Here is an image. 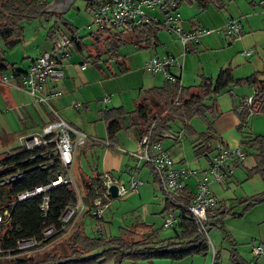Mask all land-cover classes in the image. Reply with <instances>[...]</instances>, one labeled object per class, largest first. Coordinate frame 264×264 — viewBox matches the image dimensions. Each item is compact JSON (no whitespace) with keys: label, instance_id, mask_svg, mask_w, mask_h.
Instances as JSON below:
<instances>
[{"label":"crops","instance_id":"obj_1","mask_svg":"<svg viewBox=\"0 0 264 264\" xmlns=\"http://www.w3.org/2000/svg\"><path fill=\"white\" fill-rule=\"evenodd\" d=\"M180 4L182 3L177 4L174 11L168 12L159 8L144 7L143 9L149 17L158 20L162 25L175 24L183 32H198V41L189 42L186 51H183L177 36L164 26L156 29L155 39L153 38L155 43L152 45V49L148 47L147 50H140L134 46L136 50L131 48L125 53H121V50L118 49L116 57H109L104 52V40L107 35L96 38L98 29L92 24V21L84 27V30H91L88 37L91 42L81 37L80 31H75L73 34L64 33L69 37H74V40L66 47L67 56L61 61L62 76L54 82H45L41 87L40 94L48 96L45 103L36 102L27 91L21 89L19 77L28 70L39 53L51 50L50 39L47 38L50 44L48 50L46 46H43L37 48L36 51H28L20 47L23 46L20 45L22 39L11 47L2 45L0 47V66H3L0 67V156L15 149L18 146L20 136L38 132L46 124L59 118L91 137V140L86 143L87 145H82L76 149L72 164L76 161L78 152L79 157L81 154L85 155L89 152L93 160L92 165L89 166L95 172L92 176L106 174L110 179L117 181L119 180L117 173L123 168L127 155L126 157L134 162V166L129 170L128 180L126 182L119 181L127 186L130 178L135 177L141 186L142 181L137 178V173L142 164L131 155L136 150V142L141 135L139 133L140 126L131 127V124L136 123L135 117L132 119L125 117L121 125L123 130L129 132L132 130L131 135L135 140V150L125 151L123 149L122 145L124 144L120 141L119 132L115 134L113 142L106 140L104 114L106 110L111 108L122 107L115 96H113L112 101L111 84L117 78H128L136 88V96L132 101L134 109L135 104L142 100L147 89L159 87L158 83H161V79L166 80L162 73L151 72L146 69L145 63L152 58L169 57L172 61H176L179 66L171 65L167 67V70L174 77V82L182 87H195L200 83L201 77L215 80L218 73L225 67L231 68L233 77H240V75H234L239 67L245 68V74L249 73L247 76L252 73H264V0H219L214 4H205L201 8L194 2L188 3L190 5L185 8ZM192 9L202 10L205 17H201V14L196 15ZM176 14L179 16L175 21H168L169 16L174 17ZM161 17L164 18L163 21H160ZM231 18L236 19L240 24L241 32L237 37L227 36L222 31L224 25ZM162 28L166 32H163ZM247 49H251L252 53L249 56H243L242 52ZM83 63H87L84 68L81 67ZM102 66L108 67V71L106 72ZM114 68L120 74L113 72ZM241 78L243 77L241 76ZM230 87L232 85L228 89ZM245 88L247 93L244 92L242 95L238 94L240 88L231 89L213 93L206 101V103H213L218 112L214 124L209 126L211 133L214 137L223 140L224 132H229L225 136V140L228 142L235 141L236 144L234 143L233 146L240 144L241 139L240 136L239 140H236L231 134L233 128H236L238 124L237 115L233 110L234 104L240 102V98L244 99L253 91L251 85H246ZM52 91L58 95L49 96ZM223 96H226L228 101H223ZM123 103L125 106L128 105L124 101ZM223 106L228 108H222ZM123 107L122 109L127 112L133 110L128 111L127 108ZM261 118L262 115L259 117L253 115L252 117L254 123L257 121L260 126L262 124ZM219 121L220 124H218ZM102 130H104V135L100 134ZM182 132L172 135L166 130L162 137L167 138L164 137L166 133L171 136L170 138L175 143H182L184 138H188L183 130ZM248 132L261 135L259 130L254 131L251 128ZM101 135L103 136L101 137ZM193 139H196V136H192L190 141ZM103 141L110 142L113 146L107 147ZM169 156L174 161L170 152ZM248 160H250L249 163ZM254 160L253 157L247 156L241 165L235 166L233 174L229 178L210 185L211 192L215 197L214 188H224L226 191H221V194L218 195L219 198L216 197L217 205L214 208H217L216 211H220V213L215 214V219H219V222L209 227L214 235L213 239L209 240L208 238L207 240L209 248L205 254L184 256L178 259L163 257L143 259L134 264H264V252L260 256H254L252 253V246L254 245H259L264 249V176L258 172L259 169L264 170V158L260 164ZM58 163L60 174L72 176L71 169L70 172H67L64 165L60 161ZM255 167L257 169L252 170ZM148 168L151 171V168ZM151 173L154 183V173L153 171ZM92 176L81 174V183L85 179L92 178ZM99 183L101 184L99 193H102V199L108 205L101 218L94 221H97L96 226L100 227L99 230L107 235L100 222L104 218L105 211L110 207V202L114 199L106 186L107 183L112 182L100 180ZM154 184L158 189V183ZM186 184L184 193L187 195L189 190L192 192L194 189V180L189 179ZM139 186L136 192H130L122 199L135 193L139 194ZM79 190L82 192L80 188ZM252 196H262L263 200L246 207L243 200ZM115 198L120 199L117 195ZM9 205L12 206L5 204L0 209L9 208ZM163 210L164 207L162 212ZM168 213L170 211L161 213L162 219ZM87 218L91 219L89 216ZM95 227L93 228L94 231ZM121 233H123L122 228Z\"/></svg>","mask_w":264,"mask_h":264},{"label":"trees","instance_id":"obj_2","mask_svg":"<svg viewBox=\"0 0 264 264\" xmlns=\"http://www.w3.org/2000/svg\"><path fill=\"white\" fill-rule=\"evenodd\" d=\"M49 1L0 0V40L3 41L6 47H11L21 41L23 37V21L37 18L50 20L61 16L44 12V8ZM165 1H175L179 4L182 0ZM185 1H187L186 3L194 2L201 8L205 4H214V2L216 3L219 0ZM100 3L101 0L86 1L87 11L94 9ZM64 25L68 32L72 34L75 32V28L71 27L68 22H64ZM161 26L154 24L133 26L129 22L122 25L108 24L96 31V38H102V36L107 35L104 40V52L109 57H116L119 46L129 43V40L134 42L138 46L137 48L152 47L155 43V31ZM54 34L65 35L57 30L56 24L50 26L47 30V35L51 42ZM243 83L251 85L253 91L246 98L244 97L242 101L235 103L233 108L238 118L236 129L241 134L240 144L236 146L226 144V146L240 147L245 153V159L247 156L253 157L254 161L260 164L264 158V138L258 135L253 136L244 129L247 127L248 118L264 112L263 72L252 73L234 82L231 68L225 67L218 73L215 80L201 77L200 83L193 88L182 87L177 82L166 78L161 86L147 89L142 100L135 104V108L131 112L123 110L122 107L106 110L104 114L106 140L112 141L114 139L115 134L121 130L125 117L131 119L135 117L136 123L131 124V127H141L139 138L149 133L152 143L161 142L163 132L168 129V121L174 117H179L183 120L184 118L195 116L194 114H204L205 109L216 118L218 113L216 106L213 103H206L207 98L213 93L225 91L231 84ZM248 97L252 98L250 104L246 105L245 100ZM184 130L187 133L192 131L187 124L184 125ZM212 138L218 139L213 136L211 128L208 127L206 132L196 133V141L192 145L196 156L202 155L205 157L206 165L207 161L216 152V144L221 142L222 145H225L221 140H216L211 145ZM103 144L107 147L113 146V144L106 141H103ZM161 148L167 150L162 146ZM249 148L254 150L253 154L247 151ZM44 150L43 148L25 150L17 146L10 152L0 156V208L4 207L5 204L12 205L9 209L8 218L0 222V259L5 261V264H134L136 261L143 259L162 257L178 259L207 252L209 248L208 237L201 232L199 224L185 208V205L191 199L188 195H192L195 191L197 176H191L185 180L183 190H186L187 180H194L192 192L189 190L187 195L181 192L180 196H175V198L171 199L164 195L154 174V183H158V189L164 202L163 212L170 211V213L174 212L176 215V223L172 227H168L173 231L171 237L159 239L156 230L148 228L143 231L141 238L131 240L128 235H133L134 232L129 229L122 228L123 233L120 232L119 236H107L99 230V226L95 227L92 236H88L84 232L82 218L89 216L95 220L90 216L89 210L95 196L99 194L101 187L99 183L100 176L85 179L82 183L81 192L70 174L69 176L60 174L58 163L60 160L52 152L43 154ZM169 158L173 163L183 164L180 161H173L170 156ZM139 162L145 165L144 161ZM241 164L242 162L235 166ZM64 167L67 172H70L71 165ZM204 168L194 170L200 172ZM256 169V167L252 168L254 171ZM252 170L250 171L252 172ZM151 171L153 170L151 169ZM258 172L264 176V170L259 169ZM56 175L71 179V182L57 185L47 191V209L43 210L40 207L43 194H36L17 200L16 196L18 194L48 184L56 178ZM11 176H14V179L6 181ZM77 194L79 195L77 196ZM78 197L82 201L83 210L71 227L69 225L65 226L61 221V217L66 209L72 208L76 204ZM261 200H263L262 196H252L245 198L243 202L246 207H249ZM216 210L217 208H214L207 212V219L204 222L206 234L207 225L211 227L216 222H219V219H215V214L220 213V211ZM47 228H52L55 233L45 238L43 232ZM60 238H63L62 242L66 250L63 254L45 253L37 256V254L33 253L39 247H44ZM23 240H31L35 243L34 247L26 253L19 252L16 249L17 242Z\"/></svg>","mask_w":264,"mask_h":264},{"label":"built area","instance_id":"obj_3","mask_svg":"<svg viewBox=\"0 0 264 264\" xmlns=\"http://www.w3.org/2000/svg\"><path fill=\"white\" fill-rule=\"evenodd\" d=\"M177 3L175 1L165 0H101V3L94 9L88 11L92 24L101 29L102 26L108 24L122 25L126 22L131 23L133 26L154 24L160 26L156 19L149 17L144 12L146 8H159L164 12L174 11ZM179 15L168 17V21H175ZM172 31L178 38L183 51L188 49L189 42L198 41V32H183L175 24L170 26L162 25ZM222 31L227 36L237 37L240 35V24L236 19H229L224 25ZM209 32V31H207ZM74 37L67 35L54 34L52 38V47L49 51H43L37 55L35 60L27 71L20 75V87L27 91L36 102L45 103L48 96L40 94L42 85L47 82H54L62 76L61 61L67 56L66 47L71 44ZM252 53L251 49L242 52L243 56H249ZM87 63L82 64L84 68ZM178 63L172 61L169 57L152 58L145 63L147 70L151 72H159L165 78L174 81V77L168 72L167 67ZM58 93L52 91L49 96H57ZM252 97L245 100V104L249 105ZM149 133L143 135L136 142V150L131 153L138 162L144 161L145 165L149 166L159 184L164 195L171 199L175 196H180V193L185 190V180L191 176L195 177L196 185L195 191L190 201L185 205L188 213L199 224L201 232L206 236L204 222L207 219L208 210L216 207L217 198L212 194L210 185L219 183L225 180L233 173L236 164L243 163L245 160V153L239 147H227L222 145L221 142L216 144V152L207 161V165L200 172L184 166L181 163H173L169 158L167 150L161 148V142L152 143L150 141ZM164 137H171L169 134H164ZM87 136L82 131L75 129L65 121L57 118L51 123L46 124L38 132L22 135L18 138V148L30 150L36 148L45 149L43 154L52 152L64 166L71 165L75 151L78 147L84 145ZM14 176L6 179V181L13 180ZM100 180L110 181L116 186L117 197L123 198L130 192H136L140 182L135 177H131L129 185L124 186L121 181L110 179L108 175L103 174ZM71 179H65L62 175H56L50 183L43 186H38L30 190H26L16 196L17 200H22L36 194H43L41 209H47L48 195L47 191L60 184L70 183ZM78 196V194H77ZM102 193L98 194L93 200V204L89 210V214L94 219H100L107 203L102 199ZM9 208L0 209V222L8 217ZM83 210V204L79 197L76 204L72 208L65 210L61 217L63 224L72 226L78 215ZM65 217L67 218L65 220ZM176 223V215L168 213L163 218L162 227H172ZM55 232L52 228H47L43 235L45 238L53 235ZM34 242L31 240H23L17 242V251L26 253L29 249L34 247ZM264 249L259 245L252 246V253L254 256H260Z\"/></svg>","mask_w":264,"mask_h":264},{"label":"rangeland","instance_id":"obj_4","mask_svg":"<svg viewBox=\"0 0 264 264\" xmlns=\"http://www.w3.org/2000/svg\"><path fill=\"white\" fill-rule=\"evenodd\" d=\"M233 1V0H232ZM240 1V0H237ZM182 4L181 6L188 7L187 1L182 0L180 1ZM180 10V7H179ZM192 11L195 12L196 15H200L201 17H205L202 10L198 9H192ZM160 21H163V17ZM196 19V16H194ZM68 22L69 25H72L75 28V31H80V36L84 37L85 39H88L90 41L89 37V30H84L85 25L89 24L91 19L89 16V13L86 9V1L83 0H73L69 10L65 12L64 14H61L59 18H52L50 20H45L44 18H37L30 21H23L22 26L24 30V37L22 38V41L20 42V47H23L24 49L28 51H36L37 48H41L43 46H46L47 50L50 47V44L47 40L48 36L46 35L47 29L50 28V26L56 24L57 30L60 32H63L65 34H69L68 29L64 25V22ZM158 22V20H157ZM160 25H162L160 22H158ZM214 25L216 23H213ZM213 26V25H212ZM163 32H166L165 29L162 28ZM221 35V34H220ZM128 40V38H127ZM91 42V41H90ZM129 43L122 44L119 46V50H121V53H125L128 51V49L137 48L138 46L135 45L134 42L128 41ZM4 46V43L2 40H0V47ZM135 46V47H134ZM153 47H149V49H152ZM140 50H147V48H137ZM136 50V49H135ZM204 51V49H202ZM103 67V66H102ZM103 69L107 72L108 67H103ZM243 67H239L236 69V72L234 75H237L240 77H233V81H237L241 78H245L249 73L245 74ZM113 72H116V74H120V72H117V70L114 68ZM245 74V75H242ZM193 79V76H191ZM137 81V80H136ZM135 81V84H136ZM164 83V80L161 79V83H158L160 86ZM158 85V86H159ZM232 87L225 90H236L241 89L238 94L242 95L244 92L247 93V89L245 88L246 85L249 84H231ZM230 85V86H231ZM136 86V85H135ZM237 86V87H236ZM111 88L113 90L112 92V101L113 96L119 101L120 105L125 108H127L128 111L133 109L132 101L134 97L136 96V88L133 86L131 80L128 78H117L115 82L111 84ZM251 94V93H250ZM249 94V95H250ZM100 98V97H98ZM246 98V97H245ZM223 101H228V98L226 96H223ZM126 102L128 105L125 106L123 103ZM240 101L242 99L240 98ZM93 102V101H92ZM209 104V103H208ZM119 106V105H117ZM123 107V108H124ZM222 108H228V107H222ZM94 114V113H92ZM195 116H191L189 118H184L183 120L179 117H174L172 120L168 121V129L167 131L172 134L176 135L178 132L184 131V134L188 138H184L182 143H175L170 137L163 138L161 141V146L164 149H167L168 152H170L171 156L173 157L174 161H183V165L187 166L192 169H199L204 168L206 166V159L204 156H196L194 154L192 145L196 139H193L190 141V138L193 136H196V133L200 132H206L208 130V127L215 122V117L213 114H211L207 109H205L204 114H194ZM262 115V124L260 126L259 122L254 123V119L252 117L248 118L247 127H245V131L248 132L251 128L254 131L259 130L261 132V135H258L262 138H264V112L258 113L255 115V117H259ZM94 120V118H93ZM253 121V123H252ZM221 122L219 121L218 124ZM187 124L188 127L192 130L191 133H187L184 130V125ZM182 128V130H181ZM197 130V132H196ZM131 131H126L121 129L119 131L121 142H123L124 145L123 149L125 151H133L135 150V140L131 135ZM183 133V132H182ZM229 132H224V135L226 136ZM86 134V133H85ZM100 134L104 135V130L100 131ZM183 134V137H185ZM231 134L233 138L236 140H239L241 134L236 130V128H233L231 131ZM251 134L254 136L253 132ZM101 135V137L103 136ZM87 139L84 145H87L86 143L88 140H91V137H89L87 134ZM225 136L222 137L223 140H221L223 143H229L227 145L233 146L234 142H228L225 140ZM127 137V139H125ZM220 140L219 137H217ZM215 138H212L211 145L216 142ZM236 144V143H235ZM88 148V146H86ZM247 151L250 154L254 153V150H251V148L247 149ZM81 152V150H80ZM126 155V154H124ZM85 156V157H84ZM127 156V155H126ZM125 156L124 165L123 168L119 173H117L118 179L127 181L129 177V170L134 166V162L129 158ZM74 164L71 166L72 176L74 179V182L78 188H82V183L80 176L81 174L84 176H92L94 172L93 169L90 168L89 165H92L93 160L92 157H90V153L87 152L84 154H81L79 157L75 159ZM250 160H248L249 163ZM94 177V176H92ZM137 178L142 181V185L139 186V194L135 193L132 195L127 196L125 199L122 198H114L110 202V207L105 211L104 218L100 222L102 228L105 229L107 236H119L121 232V228H126L131 230L133 235H128V237L131 240H136L141 238L142 232L146 231V229H153L156 230L157 236L159 239H166L173 235V231L171 228H162V209L164 207V202L162 199V195L158 191L156 185L153 183V176L150 171V169L146 166L141 165L140 171L137 173ZM230 186V185H228ZM227 186V187H228ZM214 194L217 198H219V194H221V191H226V189H213ZM67 218L65 217V220ZM211 220V219H210ZM104 221V222H103ZM82 223L84 226V232L88 236H92L93 234V228L96 226L97 221L91 220L87 217L82 218ZM207 229L209 230V225H207ZM209 240L211 238L213 239L214 233L212 232V229L208 231L207 233ZM63 239V238H62ZM62 239H57L53 243H50L44 247H39L36 249L33 253L37 254V256L44 255L45 253L54 254L57 255L63 254L66 252L64 243L62 242ZM0 264H5V261L0 259Z\"/></svg>","mask_w":264,"mask_h":264},{"label":"water","instance_id":"obj_5","mask_svg":"<svg viewBox=\"0 0 264 264\" xmlns=\"http://www.w3.org/2000/svg\"><path fill=\"white\" fill-rule=\"evenodd\" d=\"M88 1V0H83ZM73 0H50L44 8L45 13L64 14L67 12L72 4ZM107 190L111 197H116V186L112 183H107Z\"/></svg>","mask_w":264,"mask_h":264}]
</instances>
